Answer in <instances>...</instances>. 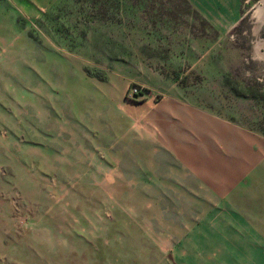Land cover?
<instances>
[{"label":"rangeland","instance_id":"374dc122","mask_svg":"<svg viewBox=\"0 0 264 264\" xmlns=\"http://www.w3.org/2000/svg\"><path fill=\"white\" fill-rule=\"evenodd\" d=\"M44 2L0 0V264H264L263 1Z\"/></svg>","mask_w":264,"mask_h":264},{"label":"bare ground","instance_id":"6f19581e","mask_svg":"<svg viewBox=\"0 0 264 264\" xmlns=\"http://www.w3.org/2000/svg\"><path fill=\"white\" fill-rule=\"evenodd\" d=\"M262 1H263L262 6L260 7V9L258 11L259 18L261 16L260 20H264V0H262ZM257 49H258V51H259V49L264 50V40L259 42Z\"/></svg>","mask_w":264,"mask_h":264},{"label":"crops","instance_id":"0c3cea01","mask_svg":"<svg viewBox=\"0 0 264 264\" xmlns=\"http://www.w3.org/2000/svg\"><path fill=\"white\" fill-rule=\"evenodd\" d=\"M44 1H45L44 3L48 2L46 7H48V6L51 7V6H53L54 2L57 0H51V1L50 0H44ZM39 11L42 14V13H46L47 9L39 8Z\"/></svg>","mask_w":264,"mask_h":264},{"label":"trees","instance_id":"16d2710c","mask_svg":"<svg viewBox=\"0 0 264 264\" xmlns=\"http://www.w3.org/2000/svg\"><path fill=\"white\" fill-rule=\"evenodd\" d=\"M259 130L264 133V116L259 122Z\"/></svg>","mask_w":264,"mask_h":264},{"label":"built area","instance_id":"2783aa9c","mask_svg":"<svg viewBox=\"0 0 264 264\" xmlns=\"http://www.w3.org/2000/svg\"><path fill=\"white\" fill-rule=\"evenodd\" d=\"M133 93H137L138 92V90L137 89H133V91H132Z\"/></svg>","mask_w":264,"mask_h":264}]
</instances>
